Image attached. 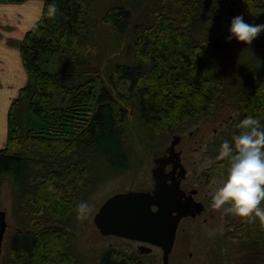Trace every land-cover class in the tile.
Returning a JSON list of instances; mask_svg holds the SVG:
<instances>
[{
    "label": "trees",
    "instance_id": "obj_1",
    "mask_svg": "<svg viewBox=\"0 0 264 264\" xmlns=\"http://www.w3.org/2000/svg\"><path fill=\"white\" fill-rule=\"evenodd\" d=\"M240 14L264 23V0H43L19 44L34 84L12 102L0 147V176L12 179L22 220L9 239L6 264H81L60 224L78 204L92 168H126L131 134L151 141L171 133L209 113L223 95L242 111L228 139L249 114L264 122V37L254 45L227 40L228 49L245 46L228 73L217 47ZM124 40L131 59L106 69L109 50ZM43 55L55 58V72L42 69ZM127 101L140 123L134 130L126 127ZM19 113L27 116L25 124ZM32 113L39 119L34 127ZM221 164L228 159L218 155L215 165ZM241 229L247 237H264V218ZM95 264L141 263L108 248Z\"/></svg>",
    "mask_w": 264,
    "mask_h": 264
},
{
    "label": "rangeland",
    "instance_id": "obj_2",
    "mask_svg": "<svg viewBox=\"0 0 264 264\" xmlns=\"http://www.w3.org/2000/svg\"><path fill=\"white\" fill-rule=\"evenodd\" d=\"M262 37L264 32L253 40V45L255 40L259 41ZM225 41L227 42V40L217 41V44H223ZM235 46V49L228 47L221 49L226 64L225 73H228L233 64L238 62L240 49L245 48L240 44ZM131 56V44L129 40H124L117 51L109 50L105 67L107 69L114 60L128 61ZM41 67L55 72L57 69L55 58H46L43 55ZM30 83L34 84L33 75ZM123 103L129 111L126 127L130 126V130H134L136 124H140L136 120L135 108L131 106L132 102ZM17 105L14 106L15 109ZM23 109L24 114L26 109ZM241 112L235 98L223 95L211 107L209 113L188 119L185 124L178 126L171 133H161L151 141L131 134L128 141L130 162L123 170L103 169L104 165H101L100 170L92 168L86 176V182L80 186L82 195L78 202L79 204L86 201L90 211L81 218L75 207L66 221L60 224L69 232L70 248L76 253L78 261L81 264H95L98 256L106 249L113 248L121 254L133 257V260L141 264H162L160 247L120 236L102 235L93 222V216L105 199L114 193L150 190L153 158L172 144L174 149L181 153L180 158L184 165L181 187L184 190L195 189L193 198L203 203L204 210L196 216H186L180 220L169 255V264H263V235L258 238L247 237L240 231L244 228L241 229L242 225L247 230L248 227H252L256 219L264 217L255 212L247 217L237 216L227 211L228 204L219 209L212 206L214 191L219 186L227 167L226 164L216 166L215 161L218 159L223 140L228 139L229 134L235 130ZM17 118L19 121L22 119L24 124L27 120V116L25 119L23 116L21 118L20 113ZM38 120V116L33 113L29 117L32 127L38 125ZM17 192L9 176H0V209L5 211L7 222L1 245L0 264H6L8 242L12 233L22 227V220L17 212L19 205ZM260 207H264V201H261ZM27 222L26 220V229H29L31 225ZM143 244L150 247V251L141 252L139 247Z\"/></svg>",
    "mask_w": 264,
    "mask_h": 264
},
{
    "label": "water",
    "instance_id": "obj_3",
    "mask_svg": "<svg viewBox=\"0 0 264 264\" xmlns=\"http://www.w3.org/2000/svg\"><path fill=\"white\" fill-rule=\"evenodd\" d=\"M228 45L225 41L217 47L223 49ZM163 152L153 160L152 189L112 194L99 206L93 222L102 235H116L160 247L162 264H169L180 220L202 213L204 205L193 198L195 189L184 190L181 187L184 166L180 153L172 144ZM168 163L172 166L170 171L165 169ZM6 227V214L0 209V253ZM139 248L141 252L151 249L144 245Z\"/></svg>",
    "mask_w": 264,
    "mask_h": 264
},
{
    "label": "clouds",
    "instance_id": "obj_4",
    "mask_svg": "<svg viewBox=\"0 0 264 264\" xmlns=\"http://www.w3.org/2000/svg\"><path fill=\"white\" fill-rule=\"evenodd\" d=\"M51 8L55 13L56 5ZM262 32L264 23H250L240 14L231 19L226 40L251 44ZM238 127L239 131L220 146L218 155L227 158L228 164L214 191L212 206L219 209L228 204L227 211L237 216L247 217L255 212L264 217V207H260L264 201V122L249 114ZM76 208L81 218L90 211L86 201Z\"/></svg>",
    "mask_w": 264,
    "mask_h": 264
},
{
    "label": "crops",
    "instance_id": "obj_5",
    "mask_svg": "<svg viewBox=\"0 0 264 264\" xmlns=\"http://www.w3.org/2000/svg\"><path fill=\"white\" fill-rule=\"evenodd\" d=\"M42 5L43 0H0V147L8 135L10 106L31 81V75L23 65L19 44L40 16Z\"/></svg>",
    "mask_w": 264,
    "mask_h": 264
},
{
    "label": "flooded vegetation",
    "instance_id": "obj_6",
    "mask_svg": "<svg viewBox=\"0 0 264 264\" xmlns=\"http://www.w3.org/2000/svg\"><path fill=\"white\" fill-rule=\"evenodd\" d=\"M180 155H181V153H180ZM171 167H172L171 164L168 163V164L166 165V168H165L166 171H170V170H171ZM182 182H183V180H182ZM181 185H182V183H181Z\"/></svg>",
    "mask_w": 264,
    "mask_h": 264
}]
</instances>
